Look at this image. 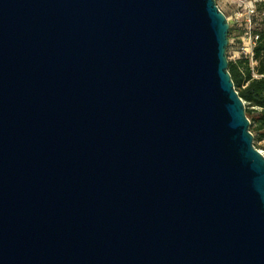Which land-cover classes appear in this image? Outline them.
I'll return each instance as SVG.
<instances>
[{
    "label": "water",
    "instance_id": "1",
    "mask_svg": "<svg viewBox=\"0 0 264 264\" xmlns=\"http://www.w3.org/2000/svg\"><path fill=\"white\" fill-rule=\"evenodd\" d=\"M216 0H0V264H264V154Z\"/></svg>",
    "mask_w": 264,
    "mask_h": 264
},
{
    "label": "trees",
    "instance_id": "2",
    "mask_svg": "<svg viewBox=\"0 0 264 264\" xmlns=\"http://www.w3.org/2000/svg\"><path fill=\"white\" fill-rule=\"evenodd\" d=\"M256 8V25L254 32L258 39L253 47V59L256 61L252 67L250 60L245 55L236 59H228V71L238 95L251 108L245 110L250 120L249 130L256 132L258 139L264 140V0H252ZM234 27L229 24L228 46L240 44L243 29L237 34L233 33ZM228 50L226 49V55ZM253 72L256 76L253 75ZM254 136V135H253Z\"/></svg>",
    "mask_w": 264,
    "mask_h": 264
},
{
    "label": "rangeland",
    "instance_id": "3",
    "mask_svg": "<svg viewBox=\"0 0 264 264\" xmlns=\"http://www.w3.org/2000/svg\"><path fill=\"white\" fill-rule=\"evenodd\" d=\"M250 0H246L245 3L249 2ZM217 5L226 15L229 24H231L234 29L233 33L237 34L239 30L246 27V7L244 6L245 3L241 2L240 0H216ZM235 45H227L228 55L227 59H236L238 56L243 55L240 52L242 46H246V41L243 42L242 38H240V44ZM251 109L245 103V110L249 111ZM253 136V144L254 146L259 149L264 154V140L258 139V134L254 131L252 132Z\"/></svg>",
    "mask_w": 264,
    "mask_h": 264
},
{
    "label": "built area",
    "instance_id": "4",
    "mask_svg": "<svg viewBox=\"0 0 264 264\" xmlns=\"http://www.w3.org/2000/svg\"><path fill=\"white\" fill-rule=\"evenodd\" d=\"M241 2H246V0H240ZM246 7V22L247 25L241 33L240 38H242L243 42L246 41V46H242L240 52L243 53L246 57L249 58L250 64L253 67L256 61L253 59V47L258 39V34L254 32V27L256 25L255 17H256V8L252 0L245 3ZM253 75L256 74L253 72Z\"/></svg>",
    "mask_w": 264,
    "mask_h": 264
}]
</instances>
